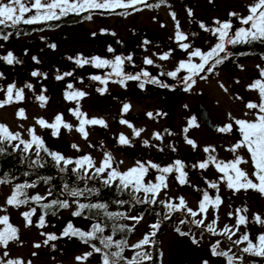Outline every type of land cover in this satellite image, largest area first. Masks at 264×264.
Here are the masks:
<instances>
[{"label":"rangeland","instance_id":"rangeland-1","mask_svg":"<svg viewBox=\"0 0 264 264\" xmlns=\"http://www.w3.org/2000/svg\"><path fill=\"white\" fill-rule=\"evenodd\" d=\"M221 2L225 5L231 4L235 9L241 4L239 0H221ZM163 3L171 2L170 0H163ZM184 3L187 4L188 0ZM249 4L250 1H247V9L250 7ZM141 7L140 10L118 8L119 14L111 15L108 19L121 20L119 25H129V30L133 32H136L139 27L146 26L152 34L167 39L169 42L167 48L149 50L148 58L153 61L150 68L154 72L159 71L165 74L174 71L180 61L188 59L192 50L190 47L187 52L184 51L180 47V43L191 45V42L188 39L184 42L171 41V37L173 38L176 33L173 32L171 23L168 22L167 10L163 6L152 9ZM120 10L126 13L123 14ZM159 16L163 20H159ZM90 17V19H84L86 20L85 24L89 26H93L95 21L102 19L96 14H90ZM160 21L164 22L161 23ZM54 34L34 33L21 37H9L5 41L0 39V55L5 47H10L12 52H17L15 57L19 61L29 64L32 60L26 55L24 58H20L22 51L41 52L44 50V44H47L46 39H54ZM68 35L72 37L74 34H65L64 36L67 37ZM66 37H62L64 39L62 45L66 46L67 52H71L69 46L78 41H84L82 38H77L76 41L74 40L75 42L68 44L70 40ZM78 51L79 48L74 47L72 52L78 53ZM82 53V58H85L87 53L84 51ZM166 53H170L167 60L159 59L161 54ZM35 54L41 58L40 69L44 72L38 71L41 75H37L35 79L29 82L25 80L24 75L18 77V87L14 83V80L17 81L15 74L18 71H14L11 65H8L9 63L0 61V102L7 99V87L9 85H15L14 94L16 89L23 90L22 100L16 101L13 98L12 102L0 107V125L6 126L12 133H20L21 139L25 141L30 140L29 129H32L34 134L44 141V145L49 151L60 153L73 161L89 156L96 166H100L105 155L108 154L112 159L113 168L120 173L137 167L138 162L145 164L146 167H148L149 162L158 165L159 168L173 167L176 162L170 161L174 158H179L182 165H188L192 169L190 173V169L183 170L186 173L184 177L186 183L184 184L179 182L180 174L175 170L170 174H163L166 178L167 187L162 188L156 198H159L164 206L168 203L178 206L180 198H183L186 209L178 212L172 218L170 225L167 224L162 227L168 218H161L160 232L159 228L153 229L151 227L158 224L154 217L141 216L133 212L125 214L126 223L132 227V233L128 238V245L124 254L128 261H131L137 252L149 253V246L154 238L151 234L156 230L157 246L161 250V264H205L210 260L222 259V256L212 254L211 249L214 245L218 244V252H226L230 255L233 247L229 248L228 246L232 244V241H236L240 234L247 233L249 239H254L261 232L264 234V225L256 223L254 219L257 215L264 219V193L251 188L240 191L229 189L227 178L216 168V163L231 162L239 156L247 162L239 164L238 167L245 171L254 183H259L252 175L255 169L247 149L242 147L237 149L235 153L230 151L237 142L242 140L236 121L255 119L254 113L257 110L248 109L247 103H260L258 91L249 87L254 84V76L250 72V69L255 67L253 61H246L238 67V71L223 72L206 82H199L183 94L179 91L170 94L155 91L145 97L142 96L141 92L132 91L126 87V89H115L112 100L108 97L100 100L99 96H94L93 84L88 82V79L84 80L83 76L77 73L79 66L76 60L81 55L77 56L76 59L72 57L71 60H62L59 58L49 59L38 53ZM83 61L81 60V62ZM2 62L7 63L6 67L1 66ZM89 64L91 61L87 63V66ZM65 66H69V69L72 70L69 73L72 75H64L67 73ZM74 70L77 71L73 73ZM58 75L64 76V78L57 80ZM178 76L180 77L178 79H181L183 75L178 74ZM28 84H31L32 87H26ZM69 84L72 85V89L68 88ZM74 90L82 91L86 95L83 98L66 99L65 94ZM40 96H44L45 100H39L38 97ZM197 102L205 108L211 122L217 125L219 129L231 125L232 131H213L202 126L192 113ZM124 105H129L127 112L124 111ZM77 108L79 112L84 114L82 118L103 120L106 126L85 125L87 132V138H85L77 131L80 121L73 115V111ZM21 109L24 111L25 118H20L18 115ZM57 116L62 117V123L56 129L45 128L38 123V120L43 119L49 125L55 124ZM121 120L127 123H121ZM63 124L70 125L71 129L64 128ZM129 124L132 127H129ZM133 129L140 131V135L136 136ZM53 131H56L57 135L54 136ZM157 134L159 139L155 138ZM121 135L128 139V144L119 143ZM188 139L196 144L195 148L187 143ZM11 142L12 144L18 143V141ZM74 145L76 147H73ZM205 148L209 151L206 152ZM33 150L35 149L33 148ZM210 157L214 158L215 163L209 160ZM203 162H208L206 168L199 167V164ZM72 166L75 167L74 164ZM108 171L101 177L106 178ZM160 175L162 173L158 168L148 167L144 183H159L157 177ZM113 182L119 183L118 180ZM212 184H215L216 187H212ZM18 185L19 183L13 181L0 183V218L4 216L9 218L8 222L17 229L18 237L9 241L7 248L0 246V259L4 261L18 259L23 261V264H103V258L95 252L86 260L77 261V257L92 252L93 249L78 239L62 236L68 223L72 225L77 223L79 227L85 230L88 227L84 223L68 221V218L73 217L76 204L67 192L63 193V199L67 200L70 206L57 215L44 216L45 226L38 227L42 215L38 203L48 200V190L42 186L34 189L23 188V195L19 199L26 200V203L16 206L8 205L6 201L12 196ZM205 192L213 200L219 196L221 200L219 206L214 207L210 204L203 214L200 213L195 217L188 214L191 219H186L187 216H183L181 212L188 213L187 209L199 212V203L203 200ZM138 194L145 198L143 191ZM37 195L45 197V199L40 201L31 199ZM149 199L151 200L152 197L149 196ZM33 209L35 211L30 217L32 223L28 225L23 213L32 212ZM167 210L170 211L171 209L168 208ZM240 215L245 216L248 223L241 225L239 230H235ZM163 216L169 217L168 214ZM128 217H140V219L136 221L128 219ZM201 219H203V225L197 226L194 221ZM209 225L217 230V234L214 235L207 230ZM226 226L237 233L232 236V241H229L226 235L227 241H219L216 235H220L219 232L224 230ZM3 227L4 225H0V229ZM181 232L186 233V235H180ZM42 233L54 234L59 238L45 244L47 235H42ZM146 236L150 237L148 245L141 249L132 247L144 240ZM193 240L196 243H193ZM36 244L41 245V247H34ZM5 251L8 252L7 257L3 256ZM223 258L225 259V256Z\"/></svg>","mask_w":264,"mask_h":264},{"label":"snow or ice","instance_id":"snow-or-ice-1","mask_svg":"<svg viewBox=\"0 0 264 264\" xmlns=\"http://www.w3.org/2000/svg\"><path fill=\"white\" fill-rule=\"evenodd\" d=\"M161 3H163V0H161ZM138 4H145L149 7H159V4L157 5H147V0H7V2H4V0H0V26L4 27H12L16 28L21 23L25 25H31L36 23H41L43 21H51V20H59L62 16H65L69 13H75L79 15L81 12H86L93 9H104V10H115L118 8L128 9V8H136ZM35 10V15H32L28 18H25L26 14L29 12H32ZM136 10H140L139 8H136ZM249 15L247 17H240V23L242 25H249L248 28L240 27L238 30H236L234 33L230 34V31L232 29V24L230 22H220L215 21L216 24L219 25V27L215 29H209L206 28L203 23L200 24V27L203 28L205 31H211L213 35L218 36V43H216L210 50L207 52H202L200 49H194L192 50L189 55L188 59L186 61H180L178 64V67L171 72L166 73L167 76L172 77L173 79H176L178 76V73L181 71L187 72L188 75L182 77V81L185 85L184 90L189 91L192 86L196 83V80L194 77H200L201 79H206V76H201L200 74L207 71L208 73H211L218 65L222 64L225 60L229 58L231 55L227 51V45H236L239 43H251L253 41H260L264 43V0H257V2L249 7ZM189 15L191 16L192 13L189 11ZM236 13H230V16H236ZM173 19H175V14L172 13ZM86 19H90L91 17H85ZM177 24V28H178ZM11 35V33H8L6 35H0V39L7 40L8 37ZM176 39L178 42L184 41L187 39V37L177 31ZM147 43V41H145ZM51 47H55V45H52ZM180 47L184 51H188L190 48L189 44L186 43H180ZM109 51H112V49H109ZM223 53V55H221ZM170 53H166L164 55H161L159 59L161 60H167L169 58ZM199 58V63H194L193 58ZM0 59L6 61L9 64H12L14 62V56L11 52H8L6 56L0 57ZM35 59V58H34ZM128 60H131V57H127ZM76 63L80 66H83V64L90 63L88 60H84L81 62V60H76ZM91 63H93L94 67L101 68V67H111L115 73L116 76H123V78L118 81L123 85L125 80H140V75H123L122 65L124 63V60L117 56L114 61H109L105 59H101L100 57H93ZM146 64L151 65L153 61L151 59L145 60ZM33 76L41 75L38 72H33ZM64 75H72V73H65ZM142 75L144 77H149L148 72H143ZM162 75H165V73H162ZM261 76L264 77V70L261 71ZM64 76L58 75L56 77L57 80L63 79ZM92 80L100 81L101 83H107L105 79H102L100 76H92ZM147 82L158 84L160 87L167 88L169 87L168 84L163 83L161 81H158L156 79H150ZM144 84L141 83L140 87L143 88ZM26 87L31 88L32 85L28 84ZM223 87V85H221ZM253 90H258V94L260 97V103H253L249 102L247 103L246 107L250 110H257L254 115L255 119L252 121H246V120H237L236 124L239 126V132L241 133L242 140L237 142L231 149L233 153L236 152L239 148H246L248 153L251 156L252 165L255 169V171L252 173V175L256 178L259 183H254L252 179H249L248 174L240 169L238 167L241 163H246L247 161H244L241 157L237 156L234 161L231 162H219L216 163V168L219 172L223 173L224 177L227 178V187L229 189H232L234 191H240L241 189L247 190L249 188L258 190L261 193H264V81L257 80L254 82V84L249 86ZM69 89H72V85H68ZM15 85H9L7 87V99L3 102H0V107H3L4 104L10 103L13 101V98L16 101L23 99V90L22 89H16L14 94ZM86 95V93L82 91H72L71 93H66L65 98L66 99H73V98H83ZM39 100L44 101L45 97L40 96L38 97ZM43 106V105H42ZM129 110V105H124V111L127 112ZM247 114V113H246ZM20 118L24 117V111L21 109L18 113ZM73 115L79 119L80 124L77 129L85 138H87V132L85 131V125H101L106 126L104 124L103 120H97V119H87L82 118L84 116L83 113L79 112L78 108L73 111ZM151 116V114H149ZM55 124H47L43 119L38 120V123L42 127H51L53 129H56L58 126L62 123V117L57 116ZM121 123H127L126 121L121 120ZM129 127H132L131 124L128 125ZM64 128L71 129V126L68 124H63ZM136 136L140 135V131H137L133 129ZM187 131V129H185ZM219 131L221 132H230L232 131V126L227 125L223 128H220ZM30 133V140L25 141L21 139L20 133H12L10 132L6 126L0 125V143H3L5 141H18V143L11 144L10 146L13 148V150H20L21 146L22 151L25 153H29L35 149V155L37 157L36 160L32 161L33 165H36L38 167H43L44 164L40 163L41 161V151L46 153L48 156L51 157L52 161H54L55 165L59 168L60 172H65L68 170L69 165H75L71 169L73 173H76L80 179L86 180V179H93L95 177L101 176L106 171H108V175L106 178L103 179L104 185H110L114 180L119 181V188L121 190H127L131 188L133 193H139L143 191L145 194L144 200H140L138 197L133 196L134 199H136L137 203H156V197L159 194V191L162 188H166L167 185L165 183V176L164 173L170 174L174 170L179 172V182L181 184L186 183L185 175L186 173L183 171V165L180 163V161H176L175 163V169L173 167H163L159 168L158 165L152 164L149 162L148 167L152 168H158V170L162 173V175L157 177V180L159 183H151L148 182L147 184L144 183V177L147 174L148 167L145 166V164L139 163L137 167H133L129 169L125 173H120L116 171L113 168L112 165V159L111 157L106 154L105 159L101 162L100 166H96L89 156H84L80 159H76L73 161L72 159L66 158L60 153L57 152H51L47 147L44 145V141L36 136L34 134V131L32 129H29ZM53 135H57L56 131H53ZM156 139H159V135L157 134ZM119 143L120 144H128V139L121 135L119 137ZM187 143L192 145L193 148L196 147V144L191 140L188 139ZM145 144H147V141H145ZM73 147H76L75 145ZM0 151H3V149H0ZM205 151H209V149L205 148ZM209 160L215 163L214 158L210 157ZM208 166V162H203L199 164L200 168H206ZM94 170V171H93ZM91 172V174H90ZM5 181L0 180V183H4ZM32 185H18L16 189L14 190L11 197L8 198L6 203L8 205L16 206L18 204L26 203V200H21L19 197L23 195L22 189L26 187H31ZM212 187H216L215 184L211 185ZM64 190L68 193L69 196L73 198H79L84 197L85 192L88 194H94L98 190L95 188H85V189H78V188H72L68 184L64 185ZM49 195H51V192H49ZM149 196L152 197L151 200H149ZM34 201H40L42 199H45V197H41L39 195L32 197ZM77 203L78 210L73 213L74 216H81L83 211L85 209L91 211L93 209L98 210V212H103L105 216H107L109 219H116L118 217L123 216L122 213H109L106 211L107 206L103 203H93V204H85V203H79L78 200L75 201ZM118 203L123 204L124 201H120ZM221 203L220 197L217 196L214 200L209 197V195L205 192L203 196V200L199 203V212L193 211L192 209H187V212L192 217H195L199 215L200 213H204L207 210V207L211 204L214 207H218ZM68 208L69 202L67 200L59 201L54 200L49 204H44L42 207L44 209L49 208ZM166 207L173 209V210H184L186 209V204L183 198H180L179 205H174L171 203H168L165 205ZM34 209L32 212H26L23 213V216L25 220L27 221V224L30 225L32 223L30 217L34 213ZM55 215V211L52 213ZM88 218V217H85ZM168 218V217H165ZM8 217L4 216L0 218V225H4L2 229H0V246H3L4 248H7L9 241L17 239V229L13 227L8 222ZM128 219L136 220L138 221L140 217H128ZM255 222L259 223L261 225H264V219H262L259 215H257L255 218ZM181 223H184V221H181ZM194 223L197 224V226L203 225V219L199 221H194ZM248 221L245 216L240 215L237 219V223L235 225V230H239V227L241 225H247ZM38 227H44L45 226V219L44 216L41 215ZM153 229H158L159 224H155L151 226ZM120 230H124L123 226H120ZM129 231L131 229H128ZM207 230L214 235L217 234L216 230L212 225L207 226ZM105 231L104 226L100 222L94 223L91 227V230L89 232H84L80 229H75L71 223H68L66 228L64 229L62 236H75L79 238L83 243L90 244L93 240H99V243L103 245V249L100 247H97L95 244H90L93 251L87 252L81 257H77V261H83L86 260L89 256L95 253H101L103 257V264H120V261L124 260L125 264H143L144 261L150 260L151 256L148 253L145 252H137L136 255L133 257L131 261H126L125 257L122 256L123 249L125 247L126 242L125 241H113L112 237H105L103 236V232ZM179 231V229H177ZM156 233L153 231L151 234L154 236ZM220 235H226L227 239L229 241H232V236L235 235V231L232 228H229L228 226L225 227L224 230H222ZM42 235H47V239L45 240V244L48 243V241H54L58 239L54 234H45L42 233ZM180 235H186V233H180ZM246 246L240 249L242 253H246L250 256H257V257H264V234H261L257 237V241L253 242L249 239V236L247 233L243 234L240 238V240L232 241V244L239 245L241 243H245ZM150 243V237L146 236L144 240L137 243L136 245H133L132 247L135 249H141L145 245H148ZM193 243H196L195 240H193ZM34 247L39 248L41 245L36 244ZM112 247H115L117 251L112 252H106L104 249H110ZM217 245H214L211 249L213 255H220V256H226L228 259V264H234L235 261L239 260L242 261L243 257H233L229 256L226 252H218L217 251ZM4 257L8 256V252L5 251L3 253ZM0 264H23V261L21 260H7L4 261L3 259H0ZM207 264V262H205Z\"/></svg>","mask_w":264,"mask_h":264},{"label":"flooded vegetation","instance_id":"flooded-vegetation-1","mask_svg":"<svg viewBox=\"0 0 264 264\" xmlns=\"http://www.w3.org/2000/svg\"><path fill=\"white\" fill-rule=\"evenodd\" d=\"M185 1L187 0H170L171 3L165 4V3H161V0H147V5L159 4V6H163L167 10L168 22L171 23L173 32L177 34V31H179L180 33L184 34L187 37L188 41L191 42L190 45L191 49L192 50L200 49L202 52H207L219 41L217 35H213L211 31H205L203 28H201L200 27L201 23H203L206 28L215 29L219 27V25L216 24L215 21L230 22L233 26L230 31V34L234 33L240 27L248 28L249 25H242L240 23V17H247L250 14L249 9H247L246 7L247 1H250L249 6H252L257 2V0H239L241 4L238 6L237 9H235L231 4L228 5L223 4L221 0H188L187 4L184 3ZM4 2H7V0H4ZM141 6L147 7L149 9L153 8L146 6L145 4H138L136 8H140ZM129 9H133V8H129ZM89 11H93L94 13L92 14L99 15V18H102L95 21L93 26L86 25L85 24L86 20L84 19L81 20L77 19L71 21L68 20L67 22H63L61 19H59V20L43 21L41 23H36V24L44 25L43 29L36 30L34 32H31L30 34H34V33L35 34L55 33V34L53 36L54 39H50V38L46 39L45 42L47 44H44V48H43L44 50H42L41 52H36L33 50L22 51L23 53L21 54L20 58H24V56L26 55L28 58L32 60L31 63L29 64L22 63L21 61H19V59L15 57L17 52H12L10 47H5V49H3V52L0 55V57L6 56L8 52H11L14 56V62L10 65L12 69H14V71L15 70L18 71V73L15 74L17 81L14 80L16 87L19 86L18 77H22L24 75L25 80L29 82L37 77L32 75L33 72H38V71L40 73L44 72L42 69H40L41 58L35 53H38L43 57L49 59L59 58L62 60L63 59L71 60L72 57L73 59H76V57L83 54L82 52L84 51L87 53L86 57L82 58L81 55V57L79 56L77 59L92 61L93 57H100L101 59L114 61L115 58L119 56L124 60V63L122 65L123 75H140V80H125L122 85L118 81H120L123 78V76H116L111 67L97 68L93 66V63L89 64L88 66L87 64L86 65L83 64V66L78 65L79 66L77 67L78 71L74 70L73 73L77 71V73L83 76L84 80L88 79V82H91V84H93L95 88L94 96H99L100 100L105 97H108L110 100H112L115 89L117 88L126 89V87H129L130 90L132 91L141 92L142 96L145 97H147L151 92H155V91H159L160 93L167 92L168 94L176 91H179L182 94L186 92L184 90L185 85L182 81V77L188 75L187 72L181 71L180 73H178L180 75H183L181 76V79H178L180 78L179 76L176 79H173L172 77H169L166 74L162 75V72L160 73L159 71H155V72L152 71L150 65L145 63V60L149 59L148 58L149 50L152 49L162 50L168 47L169 42L167 39H164L162 36L152 34L150 32L151 30L147 29L146 26L139 27L136 32H133L129 30V25L127 26L119 25L121 20L108 19L111 15L115 16L119 14L117 9L115 10L93 9ZM189 11H191L192 13L191 16L189 15ZM172 13L175 14V19H173ZM230 13H236L237 15L230 16ZM32 15H35V10L27 13L25 18H28ZM160 19L163 20L162 17L159 16V20ZM160 22L163 23L164 21H160ZM36 24L25 25L21 23V25L24 26H33ZM177 24L179 26L178 28H177ZM71 33L74 34L72 37H69V35L67 37L64 36L65 34H71ZM186 33H188V35H186ZM22 36H26V35H22ZM12 37H14V35ZM62 37H66L70 40L68 44L75 42L77 38H82L84 41L82 42L78 41L77 43H74V45L69 46L70 47L69 50H71V52H67L66 46L62 45V42L64 41ZM173 38L171 37V41L175 40L176 42H178L176 39V35H174ZM145 41H147V43H145ZM180 42H184V41H180ZM52 45H55V47H51ZM260 46H264V44L260 41H253L251 43H239L236 45H227L226 46L227 51L231 54L229 58L225 60L222 64L218 65L211 73L205 71L200 74L201 76H206L207 77L206 79H201L200 77H194V79L196 80L195 84H198L199 82L200 83L206 82L209 79H213L214 77L219 76L223 72L231 73L233 71H238L239 70L238 67L249 60L253 61L255 65L254 68L250 69V72L254 76L253 83L257 80L264 81V77L261 76V71L264 70V50H262ZM74 47L79 48L78 53L72 52L74 51ZM255 48L256 50H254ZM109 49H112V51H109ZM221 55H223V53ZM129 56L131 57V60L127 59V57ZM0 61H4V60L0 59ZM193 62L199 63L200 62L199 58L194 57ZM65 67L67 73L72 72V70L69 69V66H65ZM145 71L149 73V77H144L142 75V73ZM92 76H100L102 79H105L107 83L105 84V83H101L100 81L92 80L91 79ZM153 78L168 84L169 87L164 88V87H160L158 84L147 82ZM141 83L144 84L143 88L140 87ZM139 96H141V94H139ZM196 106L203 107L198 102L195 104L194 109ZM207 116H208V112H207ZM198 121L202 126L208 129H211L213 131H219L217 125L213 124L212 122H211L212 126H206L202 124L199 119ZM176 161H179V158H174L170 162L174 163ZM173 168L175 169V166H173ZM187 169L188 170L190 169L189 173L192 172V169L189 168L188 165H183V170H187ZM177 213L178 212L174 213L173 216L172 213H167V214L169 215V217L172 216L170 218H174V216ZM181 213L183 214V216L185 217L187 216L186 219L187 218L191 219L188 213L185 212H181ZM236 233L237 232H235V234ZM262 233L263 232L258 234L254 239H250V240L256 242L257 237ZM242 235L243 233L240 234L237 240H240ZM216 236H218L219 241L220 240L227 241L225 235H216ZM245 246H246V242L239 245L230 244L228 246L229 248L230 247L232 248L229 256L243 257L242 261L237 260L234 262V264H264V257L250 256L246 253H242L240 249H242ZM223 257L224 256L221 257L222 259L210 260L207 262V264H228L227 257L225 256V259Z\"/></svg>","mask_w":264,"mask_h":264},{"label":"trees","instance_id":"trees-1","mask_svg":"<svg viewBox=\"0 0 264 264\" xmlns=\"http://www.w3.org/2000/svg\"><path fill=\"white\" fill-rule=\"evenodd\" d=\"M121 11V10H120ZM96 12V11H95ZM123 14L126 12L121 11ZM94 13L93 11L81 12L79 15L75 13H69L65 16H62L60 19L63 22H67L68 20H81L85 19V17L90 16V14ZM44 25L36 24L33 26H24L18 25L16 28L12 27H0V35H6L11 33L9 37L28 35L31 32L36 30L43 29ZM264 44V43H263ZM262 50H264V46H260ZM256 50V48L254 49ZM12 142L5 141L0 143V180L3 181H13L19 183V185L29 184L32 185L29 189H34L36 187H45L48 190V200L40 201L38 203L40 212L43 216H54L52 213L55 211V215L61 212L63 209L67 208H59L58 206L55 208L44 209L42 205L49 204L54 200L64 201L63 193L66 192L64 190V185L68 184L72 188L85 189V188H95L98 191L94 194H88L85 192L84 197L73 198V202L76 204V209L78 210L77 203L75 201L78 200L79 203L85 204H93V203H103L107 206L106 211L109 213H122L123 216L118 217L116 219H109L104 213L98 212V210L93 209L91 211L85 209L81 216H74L68 218V221H77L79 223H84L87 225V230L79 227L76 223L73 225L75 229H80L84 232H89L94 223L100 222L102 226H104L105 231L103 232V236L112 237L113 241H125V247L122 252V256L125 254L126 246L128 245V238L132 233V227H130L126 223L125 214L128 212H133L141 216H152L156 219V222L159 224L161 222V218L166 219L163 215L167 213H172V216L176 212H180L181 210H173L168 211V207L162 204V201L159 198L156 199V203H137L136 199L133 196L138 197L140 200H144L138 193H133L131 188L127 190H121L119 188V183L112 182L110 185H104L103 179L101 176L95 177L93 179L82 180L76 173H73L71 169L74 167L69 165V168L65 172H60L59 168L55 165L54 161H52L51 157L46 153L41 151V161L43 163V167H38L32 164V161L36 160L37 157L35 155V150H32L29 153H25L22 151V147L20 150H13L10 146ZM91 174V172H90ZM51 192V195H49ZM50 198V199H49ZM150 200V199H149ZM120 201H124L123 204L118 203ZM170 216V217H172ZM88 217V218H85ZM166 221L165 224H162V227L171 224L172 218ZM120 226H123L124 230H120ZM128 229H131L130 231ZM159 228V232H160ZM156 234L153 236V240L150 243V254L151 259L146 260L143 264H161V250L157 246V230ZM70 238L78 239L75 236H71ZM83 243V242H82ZM90 244H95L97 247L103 249V245L99 243V240H93ZM90 244H87L90 246ZM92 248V247H91ZM106 252L117 251L115 247L110 249H104ZM101 258L102 254L98 253ZM126 261H128L125 258ZM120 264H125V261H120Z\"/></svg>","mask_w":264,"mask_h":264},{"label":"water","instance_id":"water-1","mask_svg":"<svg viewBox=\"0 0 264 264\" xmlns=\"http://www.w3.org/2000/svg\"><path fill=\"white\" fill-rule=\"evenodd\" d=\"M6 65H7V63L6 64L3 63V62L1 63L2 67H6ZM8 65H10V64H8ZM193 113H194V115L197 116V118L200 120V122L202 124H204L206 126H212L211 121H210V119L207 116V112H206V110L203 107L196 106L194 111H193Z\"/></svg>","mask_w":264,"mask_h":264}]
</instances>
